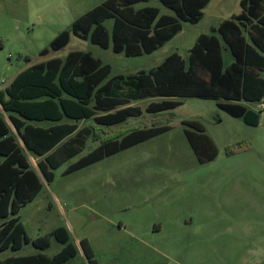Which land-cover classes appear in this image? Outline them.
<instances>
[{
    "label": "rangeland",
    "instance_id": "374dc122",
    "mask_svg": "<svg viewBox=\"0 0 264 264\" xmlns=\"http://www.w3.org/2000/svg\"><path fill=\"white\" fill-rule=\"evenodd\" d=\"M102 1L0 0V91L20 71L50 58L64 59L71 50L89 51L110 64L109 76L147 70L172 51L187 59L199 34L212 33L220 19L241 10V0H211L198 22H182L181 31L150 54L126 56L113 52L111 42L102 48L73 34L61 49L40 54L58 33ZM146 5L157 6L160 14H173L159 0L142 1L134 8ZM103 24L111 33L113 18ZM223 54L226 65L232 56ZM179 99L174 109L156 114L145 108L159 98L134 100L131 105L141 107L140 116L111 126L95 125L99 138L153 123L170 128L65 172L99 143L89 136L85 148L52 167L50 180L40 176L41 190L17 214L30 241L16 250H0V259L38 252L31 240L63 226L80 254L62 264H89L81 252L83 238L98 264H264V109L259 111L264 101L245 102L260 114L258 124L249 125L220 109L215 99ZM0 112L11 125L1 105ZM192 119L202 123L216 145L211 160L199 161L185 134V128L195 130L183 123ZM78 124L86 126L91 119ZM28 158L38 170L37 158ZM134 234L142 235L141 240ZM62 246L52 237L41 251L51 256Z\"/></svg>",
    "mask_w": 264,
    "mask_h": 264
},
{
    "label": "trees",
    "instance_id": "16d2710c",
    "mask_svg": "<svg viewBox=\"0 0 264 264\" xmlns=\"http://www.w3.org/2000/svg\"><path fill=\"white\" fill-rule=\"evenodd\" d=\"M146 0H104L75 19L69 30L58 33L47 54L64 47L73 34L93 44L126 56L151 53L182 28V22L196 23L209 0H159L173 14H160L157 6L134 5ZM241 12L222 20L212 33L201 34L188 50L187 59L176 51L158 65L135 73L109 76L111 66L89 51L71 50L64 59L50 58L20 71L0 91V105L11 125L0 112V250L21 248L30 239L19 221L20 208L42 188L41 175L50 180L52 167L79 153L89 136L99 143L70 163L65 172L86 166L137 142L170 128L167 123L145 125L117 135L98 137L96 126H111L143 111L134 100L161 97L151 101L148 113L174 109L182 97L217 100V106L246 124L257 125L259 111L243 101H264V0H241ZM113 18L111 33L103 24ZM244 32L250 38L246 39ZM227 46L233 61L224 67L222 49ZM91 119L79 127L78 122ZM46 121L48 124H37ZM193 127L185 134L199 161L216 156L215 143L198 120H184ZM13 128H12V127ZM28 154L37 158V168ZM54 237L63 243L49 256L46 249ZM38 252L9 256L0 264H61L73 257L77 247L68 230L57 227L31 240ZM80 246L89 264H98L86 238Z\"/></svg>",
    "mask_w": 264,
    "mask_h": 264
},
{
    "label": "crops",
    "instance_id": "0c3cea01",
    "mask_svg": "<svg viewBox=\"0 0 264 264\" xmlns=\"http://www.w3.org/2000/svg\"><path fill=\"white\" fill-rule=\"evenodd\" d=\"M210 1H211V0H209L208 2H210ZM206 5H207V4H206ZM206 5H205V6H206ZM205 6H204V7H205ZM204 7H203V8H204ZM240 12H241V10H240ZM240 12H239V13H240ZM237 14H238V13H237ZM237 14L231 15L229 18H231V17H233V16H235V15H237ZM224 19H228V18L220 19V21H219L216 25H213V26L211 27V30H212L213 28H216V27L218 26V24H219L222 20H224ZM198 21H199V20H198ZM181 29H182V28H181ZM180 31H181V30H180ZM180 31H179V32H180ZM201 34H209V33H201ZM201 34H199V36H200ZM244 34H245L246 39L250 42V38H249L248 34H247L246 32H244ZM175 35H176V34H175ZM175 35H174V36H175ZM174 36H173V37H174ZM199 36H198V37H199ZM173 37H172V38H173ZM198 37H197V38H198ZM172 38H171V39H172ZM171 39H170V40H171ZM196 40H197V39H196ZM168 41H169V40H168ZM168 41H167V42H168ZM165 43H166V42H165ZM165 43H164V44H165ZM164 44H163V45H164ZM193 44H194V43H193ZM193 44H192V45H193ZM192 45H191V46H192ZM160 47H161V46H160ZM158 48H159V47H158ZM158 48H157V49H158ZM155 50H156V49H155ZM155 50H154V51H155ZM188 50H189V49H188ZM224 51H228L229 53H230V51H229V49L227 48V46H223V49H222V56H223V65H224V67H225V66H227L228 64H230V63L233 61L234 58H233V56H232L231 53H230V55L232 56V59H231V61H229V62L225 65V63H224V54H223ZM152 52H153V51H152ZM152 52H151V53H152ZM172 52H174V51H172ZM176 52H177V51H176ZM177 53H179V52H177ZM143 54H150V53H143ZM143 54H141V55H143ZM168 54H170V53H168ZM168 54H167V55H168ZM179 54H180V53H179ZM167 55H166V56H167ZM180 55H181V54H180ZM166 56H165V57H166ZM181 56H182V55H181ZM187 56H188V55H187ZM165 57H164V58H165ZM182 57H183V56H182ZM164 58H163V59H164ZM183 58L186 59L185 57H183ZM163 59H162V60H163ZM157 65H158V64H157ZM151 68H152V67H151ZM149 69H150V68H149ZM139 70H140V69H139ZM144 70H145V69H144ZM147 70H148V69H147ZM262 72H264V71H262ZM262 72L260 73L261 76H262ZM262 77H263V76H262ZM263 78H264V77H263ZM156 98H159V100L161 99V97H156ZM245 102H248V101H243L242 103H243L245 106H247V105L245 104ZM247 107H248V108H251V107H249V106H247ZM251 109H253V110H257L256 108H251ZM260 110H262V109H261V106H260ZM46 124H48V123H46ZM134 237H136V238H138V239L141 240L142 235L134 234ZM76 247H77V246H76ZM80 249H81V248H80ZM81 252H83L82 249H81ZM77 254H80V251H79L78 247H77V252H76V254H75L74 256H76ZM68 260H69V259H68ZM68 260H66V261H68ZM66 261H65V262H66ZM65 262H63V263H65ZM61 264H62V263H61Z\"/></svg>",
    "mask_w": 264,
    "mask_h": 264
},
{
    "label": "built area",
    "instance_id": "2783aa9c",
    "mask_svg": "<svg viewBox=\"0 0 264 264\" xmlns=\"http://www.w3.org/2000/svg\"><path fill=\"white\" fill-rule=\"evenodd\" d=\"M261 109H264V103H262V105H261Z\"/></svg>",
    "mask_w": 264,
    "mask_h": 264
}]
</instances>
